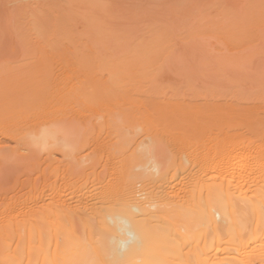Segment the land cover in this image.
Wrapping results in <instances>:
<instances>
[{"label":"bare ground","instance_id":"bare-ground-1","mask_svg":"<svg viewBox=\"0 0 264 264\" xmlns=\"http://www.w3.org/2000/svg\"><path fill=\"white\" fill-rule=\"evenodd\" d=\"M0 264H264V0H0Z\"/></svg>","mask_w":264,"mask_h":264}]
</instances>
